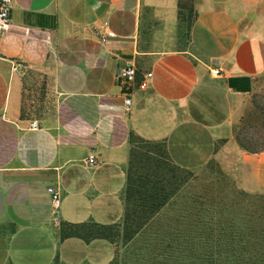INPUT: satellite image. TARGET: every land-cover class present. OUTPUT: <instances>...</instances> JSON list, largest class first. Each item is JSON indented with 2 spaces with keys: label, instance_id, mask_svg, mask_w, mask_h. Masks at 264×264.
<instances>
[{
  "label": "crops",
  "instance_id": "1",
  "mask_svg": "<svg viewBox=\"0 0 264 264\" xmlns=\"http://www.w3.org/2000/svg\"><path fill=\"white\" fill-rule=\"evenodd\" d=\"M179 3L13 0V26L0 33V264H118L117 242L71 227L123 224L133 138L164 143L180 167L215 160L247 177L234 133L264 75V0H193L185 38ZM131 66L130 86L121 75ZM35 74L58 99L29 120ZM236 78H250L251 92L232 89Z\"/></svg>",
  "mask_w": 264,
  "mask_h": 264
},
{
  "label": "rangeland",
  "instance_id": "2",
  "mask_svg": "<svg viewBox=\"0 0 264 264\" xmlns=\"http://www.w3.org/2000/svg\"><path fill=\"white\" fill-rule=\"evenodd\" d=\"M180 1L184 7L180 15L185 38L192 19L193 0ZM24 95L23 117L29 120L48 114L58 99L47 80L38 74L27 82ZM250 102L246 117L234 133L236 140L240 136L247 147L258 152L244 150L242 165L246 166L247 177L229 174L218 161L220 171L207 165L194 169L188 183L181 186L152 226L126 245L122 239L119 241L118 264H187L184 254L188 246L201 254H214V261L209 264H249L254 249L260 252L257 261L262 259L264 246L259 242L264 245V173L257 172L256 155L264 150V75L257 82ZM153 145L163 156L161 159L170 158L166 146ZM149 149L148 144L132 139L130 159L133 152L141 157L140 173L149 165L144 157ZM240 254L237 260L231 257Z\"/></svg>",
  "mask_w": 264,
  "mask_h": 264
},
{
  "label": "trees",
  "instance_id": "3",
  "mask_svg": "<svg viewBox=\"0 0 264 264\" xmlns=\"http://www.w3.org/2000/svg\"><path fill=\"white\" fill-rule=\"evenodd\" d=\"M183 8V4L180 1L179 9L182 10ZM229 85L237 92L249 93L252 90L250 78L230 79ZM137 140L149 145L150 149L144 152V157L147 158L149 165L144 166L142 173H140L138 161L141 157L134 152L131 154L123 224L109 226L98 224L74 225L71 227L73 232L80 236H85L87 239L100 237L117 243L122 239L126 245L145 229L152 226L161 211L170 205L171 200L181 186L188 183L193 170L176 165L170 158L167 160L161 159L163 156L156 152V145H153L154 142L144 141L139 138ZM237 140L243 150L250 153H258L247 147L240 136H238ZM159 145L165 146L164 143H159ZM262 151L264 152V150ZM206 167L218 168V171H220L215 160L210 161ZM179 175L182 176L179 177ZM259 245L264 246L262 242H259ZM186 248L187 251L184 256L187 259V264H209V261L214 259V254H201L198 251H194L190 246ZM252 252L249 264L264 263V253L261 255L262 259L257 261L256 256L260 252L255 249ZM241 256L242 254L232 255L231 257L237 260Z\"/></svg>",
  "mask_w": 264,
  "mask_h": 264
},
{
  "label": "built area",
  "instance_id": "4",
  "mask_svg": "<svg viewBox=\"0 0 264 264\" xmlns=\"http://www.w3.org/2000/svg\"><path fill=\"white\" fill-rule=\"evenodd\" d=\"M13 8V0H0V33H7L11 30L12 26H13V22L11 19V11ZM109 37H115L114 33H108ZM212 73L214 75H219L220 71L219 70H212ZM126 83L128 85H134L136 83V76H137V72L134 66H131L127 69H125L122 72L121 75ZM147 87V82H143L141 84V88L144 89ZM132 104V99L130 97H127L126 101H125V105L126 107H130ZM31 128L32 129H39V123L38 122H33L31 124ZM97 161V158L95 156H90L89 158V163L91 165H95ZM48 192L51 196V203H52V209L55 215H59V211L61 209V194L60 192L54 188L51 187L48 189Z\"/></svg>",
  "mask_w": 264,
  "mask_h": 264
}]
</instances>
